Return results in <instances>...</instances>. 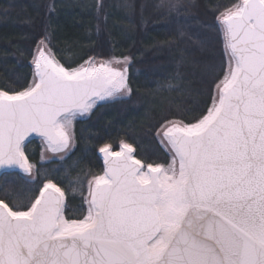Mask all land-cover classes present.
Listing matches in <instances>:
<instances>
[{
  "label": "snow or ice",
  "instance_id": "obj_1",
  "mask_svg": "<svg viewBox=\"0 0 264 264\" xmlns=\"http://www.w3.org/2000/svg\"><path fill=\"white\" fill-rule=\"evenodd\" d=\"M217 20L223 77L199 118L164 131L167 166L145 170L130 144H105L86 214L68 215L52 179L26 205L0 198V264H264V0H241ZM37 53L31 86L0 90V168L29 174L31 134L65 151L77 116L131 92L127 69L111 62L66 67L46 37Z\"/></svg>",
  "mask_w": 264,
  "mask_h": 264
},
{
  "label": "trees",
  "instance_id": "obj_2",
  "mask_svg": "<svg viewBox=\"0 0 264 264\" xmlns=\"http://www.w3.org/2000/svg\"><path fill=\"white\" fill-rule=\"evenodd\" d=\"M239 1L0 0V90L11 94L31 86L33 56L45 37L66 67L90 58L131 60L129 97L101 103L78 119L75 148L63 161L42 162V146L32 140L26 154L35 175L4 173L0 198L26 205L52 179L67 195L68 215L86 213L84 190L72 181L104 173L99 149L105 144L118 151L128 143L142 162L167 164L157 132L173 119L194 122L212 104L227 65L217 17Z\"/></svg>",
  "mask_w": 264,
  "mask_h": 264
},
{
  "label": "rangeland",
  "instance_id": "obj_3",
  "mask_svg": "<svg viewBox=\"0 0 264 264\" xmlns=\"http://www.w3.org/2000/svg\"><path fill=\"white\" fill-rule=\"evenodd\" d=\"M241 2V0L238 2V3H240ZM237 3V4H238ZM220 28H221V25H220ZM222 34H223V37H224V42H225V40H226V38H225V35H224V33H223V31H222ZM38 45H40V43L38 44ZM47 47L49 48V46L47 45ZM37 48H38V46H37ZM37 48H36V50H35V54H38L37 53ZM225 49H226V43H225ZM46 54H48V52H47V49H46ZM51 54L53 55V53H52V51H51ZM56 59V58H55ZM92 61H94L96 64H97V66L100 64V63H104V62H111V65H112V67H114V68H117V69H119V70H121V71H123V70H125V69H127V72H126V75H127V78H128V75H129V65H130V63H131V60L129 59V61L128 62H123V60H122V58H116V57H111V58H109V59H98V58H92L91 59ZM121 61L120 63H117L116 61ZM90 60H88V61H86L84 64H82V65H80L79 67H81V66H88V64H87V62H89ZM33 62V61H32ZM33 67H34V71H35V66H34V62H33ZM33 79H34V75H33ZM33 79H32V82H33ZM32 82H31V84H32ZM128 87H129V85H128ZM216 91V86H215V89H214V92ZM129 95H130V93H127L126 95H124L122 98H126V97H129ZM112 100H115V99H113V98H109L106 102H108V101H112ZM101 103H104V102H98L97 103V106L99 105V104H101ZM97 106H95L94 108H93V110L97 107ZM92 110V111H93ZM92 111L91 112H89V113H85V114H83L82 116H77L76 117V119L72 122V129H71V131H72V139H71V142H70V144H71V146H70V148L69 149H66L65 151H62V152H58V153H53V152H51L50 150H48V148H47V143H46V141H44L43 139H35V140H37L38 142H40V144H41V146H42V155H41V161L42 162H51V161H55V160H59V161H63V160H65L69 155H70V153L74 150V148H75V145H76V138H75V122L78 120V119H83V118H87L91 113H92ZM171 124H176V125H179V124H186L185 122H183V121H181V120H178V119H173V120H170V121H168V122H166L159 130H158V132H157V138H158V141H159V143H160V145L166 150V152L168 153V156H169V158L171 159V156H170V148H171V146H170V144L168 143V141H167V138L166 137H164V135H163V133H164V131L166 130V128L168 127V126H170ZM133 148V147H132ZM134 149V148H133ZM120 150V149H119ZM118 150V151H119ZM114 151V150H113ZM135 151V150H134ZM135 158L136 159H138L136 156H135ZM139 160V159H138ZM30 161V160H29ZM141 161V160H140ZM169 162H170V160H169ZM168 162V163H169ZM30 163L32 164V172L29 174V173H26L25 175H27V176H29V177H33L34 175H35V172H36V167H35V165L30 161ZM141 163H142V165H145V170H147L146 169V163H144V162H142L141 161ZM167 163V164H168ZM167 164H161V165H165V166H167ZM155 166V165H154ZM104 174V173H103ZM103 174H101V175H103ZM86 175V176H85ZM93 177H95V176H90V174H83L82 176H79V180L77 179H75V180H73L72 182L73 183H77L78 185L80 184V188L82 189V190H84V194H83V199H84V205H85V207L87 208V204H86V198H90L89 197V186H88V182L90 181V180H92V178ZM77 184L75 185V187L77 186ZM60 187V186H59ZM62 189V188H61ZM62 191H64L63 189H62ZM64 193H65V191H64ZM65 203L67 204V195H66V193H65ZM86 214V213H85Z\"/></svg>",
  "mask_w": 264,
  "mask_h": 264
},
{
  "label": "water",
  "instance_id": "obj_4",
  "mask_svg": "<svg viewBox=\"0 0 264 264\" xmlns=\"http://www.w3.org/2000/svg\"><path fill=\"white\" fill-rule=\"evenodd\" d=\"M37 138H42L41 136H39L38 134H36V133H33V134H31L28 138H27V142H28V144L32 141V140H35V139H37ZM99 154H100V156H101V158H102V160H103V164H104V167H105V169H106V163H105V157H104V154L103 153H101L100 151H99ZM27 155V154H26ZM132 155H133V157L135 158V151H134V149H133V153H132ZM136 159V158H135ZM142 164V163H141ZM12 170H18V171H22V172H24L22 169H20L18 166H15V167H3V168H0V178H1V176L4 174V173H6V172H9V171H12ZM66 198V197H65Z\"/></svg>",
  "mask_w": 264,
  "mask_h": 264
},
{
  "label": "flooded vegetation",
  "instance_id": "obj_5",
  "mask_svg": "<svg viewBox=\"0 0 264 264\" xmlns=\"http://www.w3.org/2000/svg\"><path fill=\"white\" fill-rule=\"evenodd\" d=\"M38 139V138H37ZM39 139H43V138H39ZM44 140V139H43ZM45 141V140H44Z\"/></svg>",
  "mask_w": 264,
  "mask_h": 264
}]
</instances>
